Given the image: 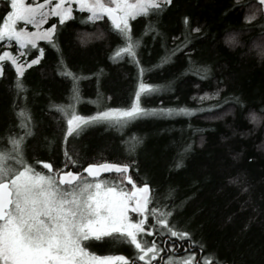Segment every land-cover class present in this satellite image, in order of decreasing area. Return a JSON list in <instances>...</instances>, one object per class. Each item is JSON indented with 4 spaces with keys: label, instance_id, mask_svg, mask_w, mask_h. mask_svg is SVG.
Masks as SVG:
<instances>
[{
    "label": "trees",
    "instance_id": "trees-1",
    "mask_svg": "<svg viewBox=\"0 0 264 264\" xmlns=\"http://www.w3.org/2000/svg\"><path fill=\"white\" fill-rule=\"evenodd\" d=\"M242 2L246 6L233 11L235 0H175V6L160 15L130 21L137 37L144 34L149 24L159 32L143 36L139 49L145 82L161 88L159 94L144 98L143 106L186 107L194 110V115L148 116L122 130L97 125L80 136L69 137L66 145V118L52 105L75 103L69 99L71 81L57 73V52L40 41L38 44L45 47V58L22 78L26 92L17 93L13 87L17 79L15 69L5 63L4 75L0 77V151L11 149L9 137L18 138L30 129L34 135L25 139L24 156L37 170L44 171L37 161L63 167L65 147L82 167L88 163L126 164L136 160L139 175L134 168L129 174L138 185L147 175L159 196L172 186L177 189L176 205L194 195L183 210H177L175 219L179 227L186 226L195 241L204 243L203 253L199 247L194 248L200 251L203 261L207 258L217 264H264V122L257 126L248 119L249 112L264 109V58L261 49L254 47V40L259 42V28L240 32L249 27L244 17L255 0ZM3 13L0 0V15ZM186 15L193 28L201 27V34L186 32ZM74 16L75 20L62 26L59 43L71 71L92 77L81 81L83 102L76 105L78 114L93 115L98 106L99 110L129 107L140 77L137 67L127 59L118 64L109 60L119 43L109 33L111 22L104 17L95 24H81V19H87V12L74 11ZM230 32L239 33L241 46L230 48L224 43ZM100 33H104V38L97 39ZM186 35L192 42L185 52L192 54L193 61L211 68L207 79L186 73L189 57L185 53H178L162 69L153 68ZM17 47L12 42L9 49L17 54ZM204 96L214 98L201 101ZM237 97L246 107L234 102ZM21 109L31 117L28 129L20 127L22 120L27 123L26 117L17 115ZM225 112L232 114L223 115ZM134 136L142 143L129 155L127 148ZM187 144H193V151L184 158L185 167L175 170V162ZM235 176L244 180L249 192L244 193L242 186L228 182ZM102 178L113 183L120 180L116 173L103 174ZM124 187L130 189L131 185L124 181ZM154 223L149 217L147 225ZM95 243L94 250L99 253L127 252L124 244Z\"/></svg>",
    "mask_w": 264,
    "mask_h": 264
},
{
    "label": "snow or ice",
    "instance_id": "snow-or-ice-1",
    "mask_svg": "<svg viewBox=\"0 0 264 264\" xmlns=\"http://www.w3.org/2000/svg\"><path fill=\"white\" fill-rule=\"evenodd\" d=\"M174 6L175 0H43L42 3L3 0L0 42L4 43H0V48H11L13 41L18 47L15 48L17 53L15 55L10 50L0 51V77L4 75L5 63H10L17 76L13 87L17 93L26 92L27 88L22 78L28 69L39 65L45 58V47L40 46L38 42L44 41L57 52V73L71 81L69 99L75 101L68 105H52L66 118L65 145L69 137L80 136L97 125L122 130L129 124L148 116H171L174 113L181 116L194 115L195 111L186 107L148 109L143 106L144 98L159 94L161 88L145 82V68L139 58V49L142 47L143 36L151 33L159 35V32L149 24L144 34L137 37L130 21L138 17L160 15ZM245 6L242 0H235L232 10ZM74 11L89 13L87 19L80 20L81 24L90 22L95 24L96 21L107 17L111 22L109 33L119 40L109 60L118 64L127 59V62L137 67L140 79L129 107H104L103 110H99L98 106L97 112L93 115L78 114L76 105L83 102L81 81L90 80L92 77L71 71L59 43L62 26L66 27V22L76 19ZM244 21L249 27L241 29L240 32L259 28L257 38L259 42L254 40V47L261 49L264 58V23H261L264 21V0H255L252 3ZM21 24L23 27L20 26ZM183 24L188 33L202 32L200 26L195 28L191 26V20L187 15L183 17ZM28 25H31L35 31H28ZM45 25L50 26L45 27ZM96 38H104V33H100ZM191 42L186 35L183 42L162 57L160 63L153 68L162 69L165 64H170L178 53H185L189 57V68L186 73L191 72L201 79H207L211 73L210 66L198 64L192 60L191 53L185 52ZM81 43L84 41L81 40ZM224 43L230 48L241 46L239 33L230 32ZM30 56L34 58L29 59ZM102 73L103 70L100 75ZM97 81L99 83V75ZM100 95L98 90V98ZM212 98L214 97L204 96L200 97V100ZM111 99L112 97L109 96L108 100ZM234 102L241 108L246 107L238 97L234 98ZM219 107L223 106L219 105ZM231 114L225 112L223 115ZM17 115L26 117L27 123L22 120L20 127L28 129L31 117L26 116L24 109H21ZM248 119L253 125L259 126L264 122V109L259 113L249 112ZM32 135L34 133L28 129L25 135L18 138L9 137L11 149L0 151V264H139V262L152 264L163 251L156 239L151 241L144 239V236L153 237L154 233L164 238L162 243H170L173 250L178 246L182 247L183 242L188 241L190 243L189 248L185 249L186 252L199 247L203 253L204 243L195 241L192 233L186 230V226L179 227V221L175 219L177 210H183L185 205L195 198L194 195L176 205L177 189L172 186L159 196L147 175L142 178L143 183L140 185L134 181L129 172L134 168L139 175L136 160L126 164L88 163L87 167H82L80 161L74 158L66 147L63 151V167L54 168L51 163L37 161V164L42 163V169H46L47 172L37 170L36 166L29 163L24 156L25 139ZM131 141L132 145L127 148L129 155H132L136 146L142 143V140L135 136ZM203 143L202 138L201 146ZM192 151L193 144L185 145L183 152L180 153V159L175 162V170L185 167L184 158ZM81 167L82 171L79 170ZM103 173H116L120 180L118 183L110 182L102 178ZM124 181L131 185L130 190L124 187ZM228 182L242 186L244 193L250 190L240 176L230 177ZM253 210L258 211L255 208ZM133 213L135 216L130 215ZM149 217H152L155 223L146 230ZM107 241L130 244L134 246L135 254L130 259L123 255L97 254L94 250L95 242ZM177 241L180 242L179 245ZM179 264H200V262L193 252ZM203 264H217V262H209L204 258Z\"/></svg>",
    "mask_w": 264,
    "mask_h": 264
},
{
    "label": "flooded vegetation",
    "instance_id": "flooded-vegetation-1",
    "mask_svg": "<svg viewBox=\"0 0 264 264\" xmlns=\"http://www.w3.org/2000/svg\"><path fill=\"white\" fill-rule=\"evenodd\" d=\"M86 176V174H84ZM149 226L147 225L146 223V228H148ZM144 239L146 240H153V239H156L159 247H161L163 249V251H161L159 253V257L157 258L156 261H153L152 264H168L169 260L171 258H186L187 256L191 255L193 252L196 254L197 256V259L198 261L200 262V264H203V260H202V256H201V253L200 251H196L194 248L193 249H190L189 251H185V249H188L189 248V244H185L183 243V246L180 247H176L175 250L172 249V245L169 243V244H165V243H162V240L164 238H159L155 233H154V236L153 237H147V236H144ZM178 245L180 242H176ZM120 244H124L125 246H127V252H123V251H114V252H96L97 254H101V255H114V256H119V255H123L125 256L126 258H131L134 254H135V248L134 246H131L130 244H127V243H120ZM139 264H142V262H139Z\"/></svg>",
    "mask_w": 264,
    "mask_h": 264
},
{
    "label": "rangeland",
    "instance_id": "rangeland-1",
    "mask_svg": "<svg viewBox=\"0 0 264 264\" xmlns=\"http://www.w3.org/2000/svg\"><path fill=\"white\" fill-rule=\"evenodd\" d=\"M28 2H33V3H37V2H43V0H28ZM87 15H89V13H87ZM107 18V17H106ZM21 27H23V25L21 24L20 25ZM48 26H50V25H45V27H48ZM27 30L28 31H35V29H33L32 28V26L31 25H28L27 26ZM14 42V41H13ZM40 42V41H39ZM38 42V43H39ZM15 43V42H14ZM4 50H10L9 48L8 49H4ZM11 51V50H10ZM14 54V53H13ZM15 55V54H14ZM44 172H47V170L46 169H44ZM131 189V188H130ZM129 189V190H130ZM130 215H133V216H135V214L133 213V214H130ZM146 230H147V228H146ZM185 258H171L169 261H171V264H179V262H181V261H183ZM168 264H169V262H168Z\"/></svg>",
    "mask_w": 264,
    "mask_h": 264
},
{
    "label": "water",
    "instance_id": "water-1",
    "mask_svg": "<svg viewBox=\"0 0 264 264\" xmlns=\"http://www.w3.org/2000/svg\"><path fill=\"white\" fill-rule=\"evenodd\" d=\"M101 163H103V162H101ZM108 163H111V162H108ZM114 164H116V163H114ZM85 167H87V166H85ZM85 174H86V173H85ZM103 174H106V173H103ZM103 174H102V175H103ZM86 175H87V174H86Z\"/></svg>",
    "mask_w": 264,
    "mask_h": 264
}]
</instances>
